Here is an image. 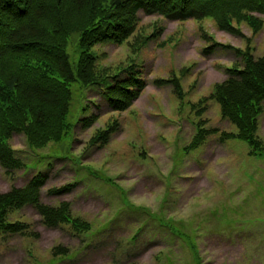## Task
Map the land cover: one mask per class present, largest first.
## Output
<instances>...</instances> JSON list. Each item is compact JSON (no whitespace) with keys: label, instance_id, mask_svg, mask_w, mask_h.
I'll return each mask as SVG.
<instances>
[{"label":"rangeland","instance_id":"374dc122","mask_svg":"<svg viewBox=\"0 0 264 264\" xmlns=\"http://www.w3.org/2000/svg\"><path fill=\"white\" fill-rule=\"evenodd\" d=\"M139 19L123 45L92 49L110 75L132 62L140 66L146 87L133 106L112 111L99 88L74 82L64 141L35 150L15 134L9 144L26 168L7 174L0 166V193L45 173L42 202L69 203L72 215L93 229L48 228L31 206L12 211L9 221L29 230L0 232V264H264V150L251 155L247 143L222 141V133L237 129L209 99L227 80L226 69L242 65L233 49L264 55V26L254 34L235 23L241 38L220 31L211 18L174 22L141 12ZM215 43L233 48L205 55ZM80 52L72 42V63ZM162 79L178 80L179 88L159 87ZM91 117L96 121L86 127ZM198 124L219 132L188 150ZM108 130L106 145L91 143ZM257 136L264 148V113ZM66 185L75 188L50 194ZM60 246L69 249L66 257H54Z\"/></svg>","mask_w":264,"mask_h":264},{"label":"trees","instance_id":"16d2710c","mask_svg":"<svg viewBox=\"0 0 264 264\" xmlns=\"http://www.w3.org/2000/svg\"><path fill=\"white\" fill-rule=\"evenodd\" d=\"M141 12L174 22L211 18L220 31L241 38L243 33L235 23H246L254 34L264 26V0H0V166L7 174L26 168L9 144L15 134H23L35 150L64 141L71 129L72 83L99 88L112 111L125 112L133 106L146 87L140 66L132 62L110 75L97 66L92 49L100 44L123 45L137 33ZM151 35L156 36V31ZM72 42L81 49L75 63L69 54ZM218 46L233 48L215 43L203 53L211 55ZM233 51L242 65L226 69L227 80L215 85L209 99L220 105L222 118L237 129V133H222L221 140L247 143L254 155L264 150L257 136L264 113V55L256 58L249 50ZM170 82L179 88L178 80L155 83L160 87ZM95 121L91 117L84 123L89 127ZM196 128L188 150L219 132L202 124ZM109 134L110 130L103 131L91 143L106 145ZM47 180V174L36 173L24 187L0 193L1 233L28 232V225L8 219L10 212L27 206L36 209L48 228L93 229L72 215L69 203L53 207L42 202ZM74 188L66 185L50 194H69ZM68 253L61 246L53 250L54 257Z\"/></svg>","mask_w":264,"mask_h":264}]
</instances>
